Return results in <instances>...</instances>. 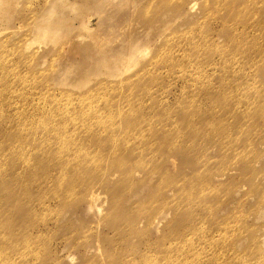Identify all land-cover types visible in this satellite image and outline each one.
<instances>
[{
    "label": "rangeland",
    "instance_id": "rangeland-1",
    "mask_svg": "<svg viewBox=\"0 0 264 264\" xmlns=\"http://www.w3.org/2000/svg\"><path fill=\"white\" fill-rule=\"evenodd\" d=\"M0 264H264V0H0Z\"/></svg>",
    "mask_w": 264,
    "mask_h": 264
}]
</instances>
